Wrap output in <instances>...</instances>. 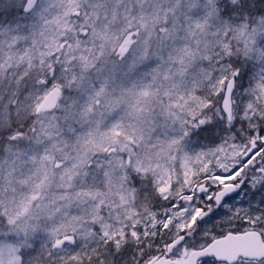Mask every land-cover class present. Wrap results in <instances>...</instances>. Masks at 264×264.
Listing matches in <instances>:
<instances>
[{"label": "snow or ice", "instance_id": "obj_1", "mask_svg": "<svg viewBox=\"0 0 264 264\" xmlns=\"http://www.w3.org/2000/svg\"><path fill=\"white\" fill-rule=\"evenodd\" d=\"M0 264H264V0H0Z\"/></svg>", "mask_w": 264, "mask_h": 264}]
</instances>
